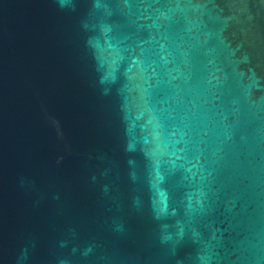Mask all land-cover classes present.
Returning a JSON list of instances; mask_svg holds the SVG:
<instances>
[{
  "label": "water",
  "instance_id": "95a60500",
  "mask_svg": "<svg viewBox=\"0 0 264 264\" xmlns=\"http://www.w3.org/2000/svg\"><path fill=\"white\" fill-rule=\"evenodd\" d=\"M0 264H264V0H0Z\"/></svg>",
  "mask_w": 264,
  "mask_h": 264
}]
</instances>
